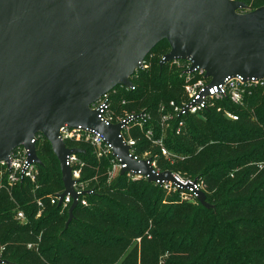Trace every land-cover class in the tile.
I'll return each instance as SVG.
<instances>
[{
	"label": "trees",
	"instance_id": "obj_1",
	"mask_svg": "<svg viewBox=\"0 0 264 264\" xmlns=\"http://www.w3.org/2000/svg\"><path fill=\"white\" fill-rule=\"evenodd\" d=\"M240 1L250 5L252 0ZM252 6H264V0ZM169 51L167 41L152 50L158 57L133 79L135 90L118 87V98L134 100L129 110L147 108L145 129L151 125L155 138L161 135L160 104L178 100L181 93L179 72L172 63L160 66ZM224 104L239 120L208 110L186 117L181 134L167 133L172 161L141 131H133L140 157L150 152L161 171L202 179L211 207L184 201L178 191L169 193L147 179L118 175L109 181L111 157L99 159L90 146L78 143L72 146L84 150L78 154L84 163L81 181L94 192L85 195L88 204H78L66 227L70 206L50 201L64 188L60 163L42 138L36 148L43 163L40 187L33 193V184L24 180L12 190L13 200L0 192L5 258L12 264H264V91L254 92L248 108ZM36 199L44 203L39 217ZM18 210L25 212V223L16 219ZM139 237L140 249L129 250Z\"/></svg>",
	"mask_w": 264,
	"mask_h": 264
},
{
	"label": "water",
	"instance_id": "obj_2",
	"mask_svg": "<svg viewBox=\"0 0 264 264\" xmlns=\"http://www.w3.org/2000/svg\"><path fill=\"white\" fill-rule=\"evenodd\" d=\"M247 10L240 0H0V161L24 146L42 165L32 142L42 134L60 163L59 206L73 197L66 227L78 206L66 161L84 150L60 140L65 125L102 133L126 164L121 175L176 182L172 171L157 173L149 160L130 156L120 136L128 121L107 125L90 106L118 86L132 87L140 63L163 41L170 51L161 68L191 58L210 86L229 76L264 78V6ZM198 201L211 207L204 191Z\"/></svg>",
	"mask_w": 264,
	"mask_h": 264
},
{
	"label": "built area",
	"instance_id": "obj_3",
	"mask_svg": "<svg viewBox=\"0 0 264 264\" xmlns=\"http://www.w3.org/2000/svg\"><path fill=\"white\" fill-rule=\"evenodd\" d=\"M164 58L162 55L160 62ZM156 56L151 52L141 63L135 74L131 77L132 87H125L127 91L135 90L136 85L133 79H137L138 73L141 71H149ZM172 66L179 72V76L182 80L181 93L178 100H170L163 102L159 106L161 112L160 128L161 135L155 138V132L151 125L145 129V123L150 120V114L147 108H143L138 111L129 110L128 106L134 102L133 99H128L125 96L118 98L119 89L116 87L112 91L104 94L99 100L90 106L92 110L99 113L100 119L107 125H116L119 123L127 122L122 126L120 136L123 139L125 145L130 146V156L134 160H149L150 165L157 173L164 172L157 167L155 160L150 158L149 153L140 157L136 150V138L133 136L135 129L141 131L146 139L151 141L153 145L158 147L162 156L171 160L174 158L165 146V139L167 133L172 132L175 134H181L185 128V118L192 115H202L208 110H215L222 113L226 118L230 120H239V114L235 113L228 107L237 106L240 108H248L249 100L253 96L256 90L264 91V78L257 77H245L242 75L229 76L220 84L210 86L211 77L206 76V71L202 68H193V60L179 59L174 60ZM143 119V121L139 120ZM44 138L42 134H36L33 141L36 144ZM59 138L67 147L69 144L82 143L88 145L94 151V154L99 158L111 157L110 167L108 169V180H114L118 175H121V171L126 167L122 159L113 154V146L109 143L102 133L95 129H84L82 126L69 127L65 125L59 130ZM66 164L72 169V178L76 181L74 189L78 194V204L87 205V199L85 195L87 193H93V190H88L86 185L81 181L82 169L84 166L83 161L78 155H72L67 158ZM264 163H260L262 168ZM167 171V170H166ZM176 182L173 181H157L154 182L162 186L167 192L180 193V197L184 201L192 203L198 202V192H205V183L202 179L185 178L179 173L172 172ZM124 175L129 180L136 181L140 179H147L148 177L143 175L141 171L134 172L128 171ZM40 170L39 165L30 158V151L24 146L15 148L10 156L9 160L0 161V192L6 191L9 193L13 200L12 190L24 180H28L33 184V193L40 187L39 184ZM189 185V187H187ZM186 186V187H183ZM56 192L50 197L51 204L59 206L61 200L60 194L64 192ZM39 211L37 217L41 216L44 209V203L41 199H36ZM73 203V197L70 194L64 196L61 206L68 208ZM16 219L25 223L27 221L26 214L23 210H18L16 213ZM140 240V239H138ZM35 244H28L29 248L35 247ZM0 264H12L5 258V245L0 244Z\"/></svg>",
	"mask_w": 264,
	"mask_h": 264
},
{
	"label": "rangeland",
	"instance_id": "obj_4",
	"mask_svg": "<svg viewBox=\"0 0 264 264\" xmlns=\"http://www.w3.org/2000/svg\"><path fill=\"white\" fill-rule=\"evenodd\" d=\"M256 1H257L258 3L261 2V0H252L251 3H250V5H248V10H247V11H251V10L253 9V6H252V5H253ZM252 3H253V4H252ZM153 53H154V55H155L156 58H157V57H158V53H157V52H153ZM69 146H72V144H69ZM138 239H140V240H138ZM141 240H142L141 237L134 239V240H133V244H132V246L129 248V250H131V248H133V247H135V246H138V249H140V247H141ZM129 250H128V251H129ZM163 258H165V257H163Z\"/></svg>",
	"mask_w": 264,
	"mask_h": 264
}]
</instances>
